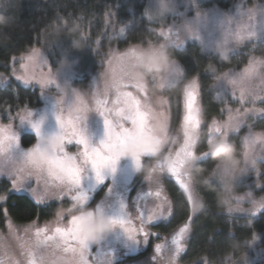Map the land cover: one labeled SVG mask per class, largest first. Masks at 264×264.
Segmentation results:
<instances>
[{
  "label": "snow or ice",
  "instance_id": "1",
  "mask_svg": "<svg viewBox=\"0 0 264 264\" xmlns=\"http://www.w3.org/2000/svg\"><path fill=\"white\" fill-rule=\"evenodd\" d=\"M174 2L160 0L155 8L148 6L145 14L151 18L155 13L160 19H167L172 13L170 5ZM202 2L193 0L191 7L194 18L203 14L197 11ZM255 11V8L248 10L249 21L253 19ZM108 15L113 16L111 12ZM190 25L191 21L184 25L186 39L200 41L206 50L211 48L210 55L216 58L227 59L237 46L258 36L256 27L251 23L238 25L235 30L225 32L224 45L229 51L223 52ZM60 28L79 30L82 39L88 38L87 32L81 30L75 21L70 23L64 20L56 26L57 30ZM109 30L122 37L125 28H117L109 21ZM172 34L173 27L167 30L161 27L157 30L159 39L156 42L145 39L142 44H131L124 51L110 50L105 53L108 68L102 74L105 77L103 91L97 89L93 94L94 108L89 107L85 93L60 82L58 73L51 70L44 56H36L38 49L33 48L26 58L41 67H49L48 73L42 74L39 80L12 77L18 79L21 85L40 89L41 99L49 104L53 114L55 127L46 129L45 115L37 118L38 110L30 106H9L0 112V116L9 121L7 124L0 122V180H7L10 185L5 189L7 196L0 195V205L7 202L8 196L25 192L38 207H51L53 202L58 204L64 199L72 202L71 208L54 213L56 219L53 227H49L48 223L43 227L34 225L37 239L32 247L36 251L29 252V264H37V259L32 258L37 256V252L39 264H50L49 257L45 255L46 249L51 250L52 254L66 255L65 264H95L94 254L117 232L124 239L123 249L127 255L142 247H152L154 252H159L162 246L151 244V238L160 239V234L153 237L148 229L164 212L172 215V205L164 194L163 180L171 178L177 187L188 193L187 200L194 203L197 185L185 172L186 165L204 163L214 158L215 167L211 176L220 180L230 173L242 174L241 164L250 165L256 170L255 159L249 160V150L253 140H259L264 145V132H254L246 123V117L256 110L245 108L241 114V109L225 107L220 111L221 115L227 114L226 120L215 117L205 120L199 103L198 78L193 77L185 83L187 70L172 58L171 50L181 49L186 46V41L182 44L178 39H172ZM176 35L179 37V30ZM114 60L120 63L119 72L112 68ZM206 71L229 87L237 103H255L257 100L264 103V96H257L251 88L245 87L257 78L264 83V56L250 54L247 64L240 71L229 68L220 73L211 64ZM12 79L7 83L10 84ZM172 84L182 89V113L178 128L172 126L170 98L159 97L153 104L148 92L149 85H158L159 90L164 91ZM51 89H55L58 95L47 97ZM237 90L239 96L236 95ZM92 112L102 118V135L99 138L89 128V114ZM260 113L264 115V109H260ZM202 128L206 131L202 132ZM245 129L247 131L241 137L238 150L231 138ZM26 130H30L31 134H26ZM261 151L264 152V148ZM123 157L130 158L136 172L143 170L146 162L154 161L145 174V180L157 185L154 195L161 198V202L157 205L158 211L145 209L137 213L138 224L123 199L115 210L106 208L103 201L90 206L95 189L110 180L114 181ZM260 160L264 163V156ZM33 184L37 187L33 188ZM112 190L113 184L109 183L107 194H111ZM248 196L253 205L251 209H229V212L241 211L255 216L259 210L264 214V198L257 201L251 199L250 193ZM241 199L236 197L237 201ZM5 220H8L7 216ZM189 231L190 222L186 220L171 234L175 247L170 249L171 258L167 264H173V259L187 250L186 233ZM41 234L43 239H40ZM22 247L26 245L22 244ZM111 255H117L115 249L111 250ZM61 258L57 257L58 260ZM108 264L117 262L113 259ZM197 264L204 262L201 260ZM231 264H243V261L233 260Z\"/></svg>",
  "mask_w": 264,
  "mask_h": 264
},
{
  "label": "rangeland",
  "instance_id": "2",
  "mask_svg": "<svg viewBox=\"0 0 264 264\" xmlns=\"http://www.w3.org/2000/svg\"><path fill=\"white\" fill-rule=\"evenodd\" d=\"M160 0H148L147 7L152 5L155 8ZM193 4V0H175L174 3L170 5V11L172 12L167 19H160L158 15L152 14L151 18L147 15L149 21L153 24L154 29L157 30L161 27H164L166 30L168 27H173L172 39H178L180 43L184 44L186 41V46L182 47L179 50H171L172 58L178 61L177 53L179 51L187 49L189 44H196L200 46L202 53L211 52V48L205 49L201 46L200 41L194 39H186L187 33L183 30L186 22L191 21V27L197 31L199 35H202L205 40H207L211 45H214L216 48H219L223 52H228L229 50L225 48L224 39L225 32L229 30H235L238 25L247 26L249 23L254 25L258 31V36L252 40H248L242 46H237L235 51L231 52V55L242 51L245 47L249 45H256L264 39V2L249 4L247 0H235L234 5L230 10H224L220 8L215 0H203L202 4H200L197 8V11L202 12L203 14L199 18H194V14L192 11L191 5ZM255 8L256 11L253 13V19L251 21L247 18V13L249 9ZM179 30V37H177L176 32ZM69 35L67 38L63 33L58 32L56 36H52L51 39L46 40L43 38L41 43L33 46L27 52L20 54L18 56L12 57L10 63L8 64V69L5 71H0V85H8V80L12 79V77H23L25 80H39L41 75H46L49 71V67H41L35 61H29L26 57L31 54V50L33 48L38 49L39 52L36 53V56H40L41 54L47 60L48 65L50 66L53 72L58 73V79L61 83H67L70 88H75L83 93H85V99L89 102V107L94 108L95 105L92 102L93 94L97 89L103 91L104 80L105 77L102 75L108 68V63L105 59V53L110 50H118L124 51L127 47L118 48L116 46H108V47H92V50L88 49L87 45L83 43V40L73 37V34ZM159 39L157 38L153 41L156 42ZM71 40V41H70ZM163 42V41H160ZM99 53V54H97ZM195 54L196 52H191ZM212 56V55H211ZM228 56V57H229ZM256 56V55H255ZM203 57V56H202ZM201 56L193 55V60H196L200 63V67H203V63H210L214 67L218 68V61L223 60L224 58H216L212 56L214 59L210 61L209 59L202 58ZM259 57V56H256ZM179 62V61H178ZM202 63V64H201ZM245 66V65H244ZM208 67V66H207ZM204 71L202 75L196 74L193 77H197L199 80V84L203 80V82L209 83L210 92L215 96V100L220 103L218 106V113L212 114L211 106L209 104V110L211 111L210 117H215L219 120H226L227 114L221 115V109L225 107H231L232 109H241V114H243V110L245 108L255 109L256 111L251 113L246 117V123L251 128L252 131L260 133L264 132V130L255 129L254 126L257 124L258 120L264 118V115L260 113V109H264V103L257 100L255 103H237L233 98L229 87L223 85L214 75L210 72ZM112 68L119 72L120 71V63L118 61H113ZM243 68V67H242ZM242 68L235 69L240 71ZM219 69V68H218ZM229 69V68H228ZM228 69H219V72H225ZM259 72V69H257ZM219 74V73H218ZM192 77V78H193ZM191 78V79H192ZM202 79V80H201ZM12 82L19 83L18 79H12ZM11 82V83H12ZM170 85L166 90L160 91L158 85H149L148 92L152 97L153 104L156 103L159 97L170 98L171 103V111L174 110L177 112L179 105L181 103V92H173L169 91ZM25 87H29L28 85H23ZM35 87V86H32ZM246 88H251V90L257 96H264V83H262L258 78L248 85ZM38 88V87H35ZM239 88V86H238ZM39 89V88H38ZM40 91V89H39ZM58 95L55 89H51L47 92V97H54ZM236 95L239 96V90L236 91ZM180 99V100H179ZM42 100V99H41ZM200 103V100H199ZM37 118H40L41 115H45L44 126L46 129H52L55 127V121L53 114L49 108V104L42 100V104L36 108ZM48 109L47 112L45 110ZM98 114L92 112L89 114V128L90 130L99 138L102 135V129L99 131L96 128V119ZM204 115V114H203ZM235 116V112L232 113ZM208 115H204V119L207 120L210 118ZM100 118V116H99ZM0 122L7 124L9 121L3 119L0 116ZM15 123V122H14ZM172 126H173V115H172ZM202 132L206 131V129H201ZM247 129L243 130L242 136L246 133ZM26 133H31L30 130H26ZM175 139V137H174ZM35 143V141H34ZM179 143V141H177ZM264 148V145L261 144L259 140H253L251 142L250 150H249V160L255 159V169L257 170L258 162L261 161L260 157L264 156V152L261 149ZM129 162V163H128ZM154 161H149L145 163V171L139 175L136 186L134 187L137 192L142 189H150L147 191L145 195H142V192L138 194L140 196L141 202L138 200L136 195H134L131 199V185L133 183V178L138 174L132 165L129 157H123L120 161V165L118 167V172L116 177L113 180H110L108 183L98 186L92 194V199L90 201V206H95L97 203L103 201L106 208H110L111 210H115L119 207L120 200L123 199L127 202L129 206V211L131 212L134 219L137 217V213L145 210H155L158 209L157 205L161 202V198H157L154 195V192L157 190L156 184H149L145 180V174L148 172V169L152 166ZM193 164H189L185 166V172L189 173ZM243 169V173H230L224 180H220L218 177L213 178L215 181L220 183L225 191V200H226V208L225 212L227 214L237 215V216H245L251 217L245 212L241 211H233L229 212V209L233 210H242V209H251L253 207L251 200L248 194H251V199L260 200L264 198V181L262 178V171L253 170V168L249 166H245L243 164L240 165ZM109 183L113 184V190L111 194H107V188ZM163 185V184H162ZM33 188L37 187L36 184L32 185ZM136 192V193H137ZM148 193H152L149 195ZM22 195H29L25 193H20ZM166 195V192L164 191ZM187 197L188 193L185 192ZM145 198H144V197ZM236 197H241L242 199L237 201ZM55 202H53L54 204ZM189 203V216L190 218L194 217L198 213L199 210L203 207V202L200 195L194 197V203L188 201ZM57 204V203H56ZM72 207V202L70 200L64 199L60 203H58V208L55 210L60 211L62 209H68ZM133 208L135 209L133 211ZM193 209L195 210L193 212ZM259 213V210H257ZM165 214V212L163 213ZM55 215L51 218L40 221L39 219H34L28 223H16L10 218L4 221V224H0V264H29V252L36 251L32 247L34 241L37 239L35 237L34 225L38 227H43L45 223L49 224V227H53L55 223ZM159 220L155 222V225L160 223ZM67 221H65L66 223ZM190 222V220H189ZM136 223L139 221L136 219ZM28 229L25 231V229ZM168 229V228H166ZM178 229V228H177ZM172 231L163 232V235L160 237L163 239V242H166V249H162L161 251L154 252L152 247H142L137 252L126 254L124 252V239L117 232L112 235V237L106 242L105 246L94 254L95 264H108L110 260H115L117 264H167V261L170 257V249L175 246L171 242V234ZM151 233L159 232V229L155 226H152L148 229ZM51 234V233H49ZM186 236L190 237V231L186 233ZM40 239H43V234H41ZM186 241V245L188 242ZM256 243V244H255ZM26 245V247H22ZM151 244H158L156 239L151 238ZM257 242L255 241L252 245V248H249L252 252L251 258H253L254 262H261L264 264L263 256L264 250H259L258 247H255ZM115 249L117 255L113 257L111 255V250ZM142 252V253H141ZM184 253V252H183ZM173 259V264H183L181 261L182 254ZM45 255L49 257L50 264H65L67 260L66 255H62L60 253L52 254L51 250L46 249ZM132 255H137L136 257L130 258ZM58 256H62L61 259H57ZM37 259V264H39V253L37 252L36 257H32ZM244 261L247 260L246 264H250L248 262V258L244 259L238 258L234 261ZM230 264L229 262H227ZM256 264V263H252Z\"/></svg>",
  "mask_w": 264,
  "mask_h": 264
},
{
  "label": "trees",
  "instance_id": "3",
  "mask_svg": "<svg viewBox=\"0 0 264 264\" xmlns=\"http://www.w3.org/2000/svg\"><path fill=\"white\" fill-rule=\"evenodd\" d=\"M234 1L215 0L217 5L224 10H230ZM247 2L259 4L264 0H247ZM147 3L148 0H0V23L10 21L6 25L0 24V71L8 69L12 57L27 52L33 46L41 43L43 38L51 39L58 32L63 33L67 38H69L68 33L73 34V37L83 40L89 50L98 45L100 47L116 46L123 48L131 44H142L145 39L154 41L157 38V33L145 14ZM109 12L113 14L112 17H109ZM64 20L70 23L75 21L80 25L81 30L87 32L88 38L82 39L79 30L66 31L63 28L57 30L56 26ZM109 21L117 28H125L122 37L114 35L109 30ZM187 47L176 55L179 63L184 66L188 73L185 83L196 74H204V68L210 64L202 62L203 67H200V63L193 60V55L203 56L202 58L210 61L214 60L209 53H202L200 46L196 44H189ZM250 54L259 57L264 56V39L256 45L245 47L227 59L218 61V68H242L247 64ZM209 90V83L202 80L200 83V105L203 108V114L210 117L211 111L208 103L213 105L211 106L212 114L218 113L220 103L215 100V96ZM169 91L171 93L181 92L182 96V89L177 84L171 86ZM180 101L182 103V100ZM41 104L42 100L38 88L25 87L16 82L5 86L0 85V112L9 106L15 108L19 105L36 108ZM180 107L181 104L177 112L171 111L173 128L179 126L182 113ZM13 115H15V111ZM96 128L99 131L102 129V118L99 116L96 119ZM254 128L264 130V118L259 119ZM241 137L242 133L231 138V142L238 146V150ZM34 141L35 136L33 135V143ZM203 150L201 146V151ZM143 167L144 169L133 178L130 189L131 199L136 195L135 197L140 202L142 200L138 194L142 192V195H145L147 191H150V189H142L138 192L134 190L139 175L146 169L145 164ZM214 167L215 159L213 158L208 162L193 164L189 171L192 180L197 185L196 192L203 202L202 209L192 218L188 217L190 208L185 191L177 187L171 178L162 181L164 191L172 205V215H169L167 211L163 214L160 223L154 225L159 229L157 233L161 236L163 232L177 229L186 220H190V237L186 245L187 250L181 256L183 264H197L201 260L204 264H228L227 262L231 264L234 259L237 260L242 257L248 258L250 264H261L262 261L254 262L255 256L251 258L252 252L249 251V248H252L256 241L255 247L264 250V214L257 213L251 217L227 214L224 211L226 208L225 191L222 185L211 176ZM257 170L262 171V178H264V163L259 161ZM9 187L7 180H0V195L7 196L5 189ZM57 208L58 204L56 203L52 204L51 207H38L30 197L14 194L8 196L7 202L0 205V224H4L5 216L22 224L34 219L44 221L51 218ZM154 211H158V209ZM157 233L153 232V237ZM156 241L162 246L161 250L166 249V242H163L162 238L156 239ZM136 256L132 255L130 258ZM263 257L264 252L261 259ZM246 263L247 260L243 261V264Z\"/></svg>",
  "mask_w": 264,
  "mask_h": 264
}]
</instances>
